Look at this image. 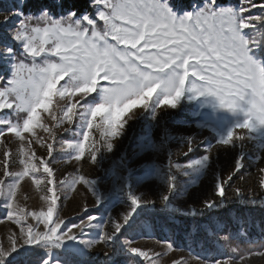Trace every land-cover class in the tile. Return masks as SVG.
<instances>
[{
  "label": "rangeland",
  "instance_id": "374dc122",
  "mask_svg": "<svg viewBox=\"0 0 264 264\" xmlns=\"http://www.w3.org/2000/svg\"><path fill=\"white\" fill-rule=\"evenodd\" d=\"M90 1L89 15L96 22L97 30L103 31V24L97 18L98 9ZM162 2L175 14L183 16L195 14L211 0ZM216 3L224 8L238 10L241 7V0H216ZM17 5L25 18L31 16L37 21L44 11L42 8L34 10L31 0L26 4H20V0H0V13ZM262 14L264 10L253 8L244 16ZM49 15L56 19L68 18V14L55 16L49 12ZM18 19L14 16L7 25H0V88L11 77L17 61L33 62L24 52L22 42L12 38ZM245 35L249 41L261 42L252 45V54L257 61H264V26L247 29ZM6 49H11V53H6ZM36 59L37 63H43V57ZM50 59L58 61L59 58ZM85 95L89 94H79L77 90L71 97H61L53 90V99L35 117L19 109L0 110V243L8 247V237L18 233L20 228L7 218L6 206L10 202L17 205V211L24 209L26 219L21 223L40 232L45 231L46 223H51L53 209L65 220L61 232L73 224L85 225L82 232L73 230L77 241H68L61 247L25 245L3 264H44L49 258L51 264L55 261L60 264H146L128 251L127 241L150 252L156 264H214L217 260L227 264H264V256L259 255L261 251L244 254L238 260L241 253L227 248L232 226L239 237L247 241L250 237L264 245V220L260 216L264 214V187L259 183V167H264V129L248 133L244 141L232 146H220L218 141L243 119L242 115L220 108L211 97L193 99V94L188 92L177 109L165 107L157 113L153 101L148 110L137 107L130 112L125 117V133L113 141L115 147L111 152L100 139V131L94 129L93 140L99 152L97 162L92 164L91 144L85 150L81 140L89 110L102 102L103 93L98 89L86 99ZM69 113H72L71 123ZM246 131L237 129V134ZM189 141L195 147L193 151H189ZM205 154L212 157L211 161L195 165ZM241 157L244 166L233 177L234 183L226 182ZM190 163L197 168L189 169ZM169 175L176 176L177 191L172 196L171 206L165 207L160 198L168 191ZM239 176L242 177L236 179ZM84 177L89 182L94 181L91 185L94 196L89 185L80 182ZM218 179L224 182L223 203L214 195ZM229 183L233 188H240L242 196L236 197ZM130 195L156 203L137 209L113 239L98 242L106 233L111 234L114 223L122 221V216L131 210ZM208 198L215 200L218 206L205 209L202 202ZM226 215H230L232 224L226 223ZM89 217L96 219L89 223ZM212 242L226 245L227 252H215L217 248ZM168 243L172 244L171 248Z\"/></svg>",
  "mask_w": 264,
  "mask_h": 264
},
{
  "label": "snow or ice",
  "instance_id": "6c2138e0",
  "mask_svg": "<svg viewBox=\"0 0 264 264\" xmlns=\"http://www.w3.org/2000/svg\"><path fill=\"white\" fill-rule=\"evenodd\" d=\"M26 3L27 0H20V4ZM92 4L98 9L97 18L103 24V31L97 30L96 22L87 13L78 16L72 11L67 19H56L45 9L39 21L31 16L25 18L19 5L0 13V25H7L14 16L19 18L12 38L22 42L24 52L33 61L31 64L20 61L14 64L11 77L0 88V110L19 109L35 117L53 99V90L61 97H71L77 90L79 94L91 95L100 89L102 102L90 108L86 132L81 140L85 150L91 144L92 164L97 162L99 152L93 140L94 129L100 131V139L111 152L115 147L113 141L125 133V117L130 112L137 107L148 110L153 101L157 113L165 107L177 109L188 92L193 94V99L211 97L220 108L242 115L243 119L218 141L220 146H232L244 141L248 133L264 129V61H257L252 54V45L261 42L249 41L245 35L247 29L264 26V14L244 16L253 8L264 10V0L260 3L241 0L238 10L220 7L216 0H211L195 14L183 16L175 14L162 0H92ZM5 51L11 53V49ZM37 57H43V63H37ZM50 57L59 59L54 61ZM62 81L65 83L61 84ZM27 122L31 126V119ZM68 122H72V113H69ZM237 129L247 131L237 134ZM188 147L189 151L195 149L191 141ZM211 159L205 154L202 160L194 163L201 166ZM243 166L241 157L226 182L234 183L233 177ZM187 167L197 168L191 163ZM259 172V183L264 187V167H259ZM176 180L175 175L168 176V191L160 198L165 207L171 206L172 196L177 191ZM80 182L91 189L94 183L85 177ZM232 183L228 187L236 197L242 196V190L233 188ZM92 194L94 196L93 189ZM214 195L221 198V203L225 201L224 182L219 179ZM130 198L131 210L122 216V221L114 223L111 234L106 233L98 242L113 239L137 209L156 203L136 195H130ZM202 204L208 210L218 206L211 198L203 200ZM6 207L9 209L7 218L20 228L18 233L8 237V247L0 243V264L25 245L61 247L68 241H77L73 230L82 232L85 227L83 223L73 224L61 232L65 220H61L53 209L51 223H46L45 231L40 232L38 228L25 227L21 223L26 219L24 209L17 211L14 202ZM88 219L91 223L96 217ZM126 244L133 256L146 264H156L150 252L134 246V242L127 241ZM168 247L172 244L168 243ZM231 250L237 252L236 248ZM243 255L241 253L238 260ZM259 255L264 256V251ZM44 264H51L50 258ZM214 264L227 262L217 260Z\"/></svg>",
  "mask_w": 264,
  "mask_h": 264
},
{
  "label": "trees",
  "instance_id": "16d2710c",
  "mask_svg": "<svg viewBox=\"0 0 264 264\" xmlns=\"http://www.w3.org/2000/svg\"><path fill=\"white\" fill-rule=\"evenodd\" d=\"M32 7L34 10L36 9H47L52 15L58 16L59 14L66 15L69 12L75 11L78 16H82L83 14H89L92 10L91 1L90 0H31ZM262 219L264 220V214H261ZM226 223L229 225L232 224V219L230 215H226ZM231 233L229 237L228 249L229 251L232 248H236L238 252L243 254H248L255 251L264 250V245H262L261 241H253L249 237V241L247 239L239 237L236 235V228H230ZM217 242H212V246H215V252H227L226 245L216 244Z\"/></svg>",
  "mask_w": 264,
  "mask_h": 264
}]
</instances>
